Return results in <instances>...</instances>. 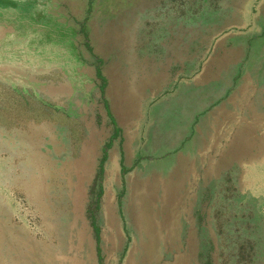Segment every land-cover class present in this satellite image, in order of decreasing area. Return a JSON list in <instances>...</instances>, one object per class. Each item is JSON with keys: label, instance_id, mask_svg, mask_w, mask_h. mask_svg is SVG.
Wrapping results in <instances>:
<instances>
[{"label": "rangeland", "instance_id": "obj_1", "mask_svg": "<svg viewBox=\"0 0 264 264\" xmlns=\"http://www.w3.org/2000/svg\"><path fill=\"white\" fill-rule=\"evenodd\" d=\"M236 43L185 164H119L100 68ZM0 264H264V0H0Z\"/></svg>", "mask_w": 264, "mask_h": 264}, {"label": "crops", "instance_id": "obj_2", "mask_svg": "<svg viewBox=\"0 0 264 264\" xmlns=\"http://www.w3.org/2000/svg\"><path fill=\"white\" fill-rule=\"evenodd\" d=\"M227 45L225 48L216 46L218 51L223 48L222 52H214L212 60L198 73L194 58L191 71L187 63V69L180 72L179 61L168 60L162 52L152 55L150 60L109 61L105 65L107 71L105 67L100 68V76L106 75L108 79L110 109L119 128L110 147L121 151L119 164L162 165L164 159L171 157L180 159L176 164H185L181 160L186 159L188 144L196 142L197 117L209 120L220 111L219 116L226 117L233 108L229 97L235 85L234 66L237 64L227 61L238 60L237 56L233 58L229 54H235V49L244 45ZM132 56L135 59L136 56ZM84 69L91 71L94 81V66ZM255 157L254 154L251 160ZM72 199L66 204H72V209L77 210L78 198ZM65 221L64 232L72 224L68 218Z\"/></svg>", "mask_w": 264, "mask_h": 264}]
</instances>
